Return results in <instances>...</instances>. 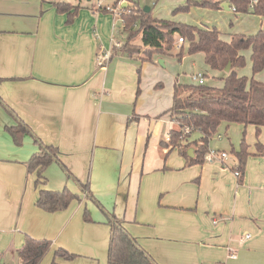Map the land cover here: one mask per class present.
<instances>
[{"label": "crops", "instance_id": "1", "mask_svg": "<svg viewBox=\"0 0 264 264\" xmlns=\"http://www.w3.org/2000/svg\"><path fill=\"white\" fill-rule=\"evenodd\" d=\"M60 1L80 6L71 23L57 10ZM104 6L0 0V96L37 137L58 147L72 173L53 162L45 171L47 182L37 187L26 162L38 146L31 134L21 145L14 142L7 127L17 124L16 116L0 102V264H21L17 250L26 235L52 241L41 264H108L111 213L124 218L126 229L158 264H264V153L257 147L264 145V127L258 134L253 124L223 122L209 145L219 155L192 162L199 132L182 142L187 155L169 143L170 130L179 128L169 111L175 86L190 82L166 65L189 43L151 61L113 51L127 33L121 18ZM216 10L235 20L264 18ZM199 20L203 28L217 27L226 40L242 32L228 34ZM197 54L189 56L204 60ZM204 64L205 84L222 86L227 72ZM255 78L264 81V70ZM243 138L249 154L238 177L232 149L239 150ZM41 187H69L79 199L49 212L36 205ZM58 247L77 256L56 257Z\"/></svg>", "mask_w": 264, "mask_h": 264}, {"label": "trees", "instance_id": "2", "mask_svg": "<svg viewBox=\"0 0 264 264\" xmlns=\"http://www.w3.org/2000/svg\"><path fill=\"white\" fill-rule=\"evenodd\" d=\"M224 2L235 6L236 13L264 16V0H258L252 8L250 7L252 0H187L174 12H187L192 6L221 9ZM118 3L117 1L113 5L117 6ZM55 6L59 12L67 13L68 23L74 20L80 9L79 5L65 1L57 2ZM103 10L109 12L106 7ZM120 15L123 31L127 35L122 45L118 48L114 46L113 51L129 56L139 55L142 61H151L155 55L173 54L179 36L189 43L188 53L191 55L203 53L205 63L212 69L225 71L227 65H231L223 78L222 86L197 82L176 84L173 106L169 111L176 117L179 128L170 130L169 143L179 147L182 154H188L182 142L188 140L193 133L199 132L201 136L195 142L196 152L191 161L204 163L210 150V140L218 133L223 122L253 124L257 127L258 134L260 133L261 128L264 127V81L256 79L255 75L264 70V28L249 35L233 33L230 39L226 40L217 28H203L181 21L155 17L152 9L145 11V7H141L136 0L124 5ZM245 50L251 51V77L240 75L238 72V69L247 64ZM183 54L184 48L181 47L176 54L179 60L182 59ZM140 92L139 87L137 96ZM0 102L3 103L1 96ZM3 105L7 111L16 116L10 107L4 103ZM16 119V125L7 127L14 142L21 145L24 136L31 134L38 146V150L26 162L28 172L37 175L36 186H43L47 182L45 171L53 162L60 163L68 175L72 176L59 156L58 147L45 143L32 132L23 119L18 116ZM257 147L264 153V145L261 142L257 143ZM232 152L238 158L235 171H240L242 176L249 154L245 138L241 142L240 149L233 148ZM87 185L82 184L84 188ZM74 199H79V195L69 187H64L62 190L41 187L36 205L46 211L56 212L66 209ZM96 201L103 208L100 202ZM85 219L89 221L87 210ZM108 223L111 227L108 264H158L126 229L124 218L111 213L108 214ZM51 246V240L36 239L26 235L23 245L17 250L21 264H41L51 250ZM54 253L56 257L61 256L66 259H74L77 256L63 247H58ZM51 264H56V261H52Z\"/></svg>", "mask_w": 264, "mask_h": 264}, {"label": "rangeland", "instance_id": "3", "mask_svg": "<svg viewBox=\"0 0 264 264\" xmlns=\"http://www.w3.org/2000/svg\"><path fill=\"white\" fill-rule=\"evenodd\" d=\"M83 1H86V3L88 2L89 4L91 3L98 4L101 1L103 3L104 2L113 3L115 0H83ZM117 1L119 2L120 0H117ZM136 1L139 2L141 7H145V6L151 7L153 15L155 17L164 18V19H172L176 21H181V22L197 25V26H199L197 22L201 21L199 19H204V21H206L210 25L215 23L214 25L216 26L219 25L220 27L224 28L228 34L230 33V31H242L241 33L249 35V34L255 33V31L257 32V29L260 27V25H263L264 27V18L261 19L257 16L246 15V16H242L239 20L238 19L235 20L234 18L230 16H224V15L219 14L218 12H216L217 11L216 9H212V8L206 9V7H201V6H192L190 10L187 12L181 11V12L175 13L174 10L179 5L185 4L187 0H136ZM116 2L113 4H116ZM195 7H201V8H195ZM119 24H122V23H119ZM214 28H217V27H214ZM116 36L118 39H120L121 37H123V34L116 32ZM178 38L175 43V48L179 46L177 43ZM246 52L247 54L245 55ZM249 53L250 51L248 50H245L244 52V55L246 56L247 64L245 65V67L242 68L243 69L242 75H247L251 77L252 76V62H251V57H250L251 55H249ZM184 55H186L185 58L181 60H179L178 57L175 55L176 58L174 60H168L169 63H167L166 65L168 67L173 66L172 68L173 70L175 69L177 73L178 72L181 73V75L185 76L188 82L191 83L193 82L191 81L192 75L195 72L203 71V69L205 68V64H204L205 61L202 60L203 59L202 56L198 57L200 56L198 54H197L198 56H196V59L194 60L192 57L189 56L187 49L184 50L183 56ZM190 75H191V79H190ZM147 78H149V76H147ZM209 79L212 80L213 76L210 75Z\"/></svg>", "mask_w": 264, "mask_h": 264}, {"label": "built area", "instance_id": "4", "mask_svg": "<svg viewBox=\"0 0 264 264\" xmlns=\"http://www.w3.org/2000/svg\"><path fill=\"white\" fill-rule=\"evenodd\" d=\"M133 0H120L119 1V3H118V5L117 6H115V5H102V3L101 2H99L98 3V7L99 8H101L102 6H104V7H106L107 9H108V11L109 12H111V13H113L115 16H118V17H120L121 15V12H122V9H123V7H124V4L126 3H128V2H132ZM258 0H252V3H251V5H250V7L252 8L254 5H255V3L257 2ZM230 9H232V10H236V7L235 6H232V5H230ZM186 42V39L185 38H183V37H179L178 38V45L180 46V45H182V44H184ZM122 41L121 42H115L114 43V46H116L117 48L118 47H120L121 45H122ZM109 55H110V53L109 52H107V53H105L104 54V58H108L109 57ZM192 80L194 81V82H197L198 84H205V82H206V79H205V76H204V74L202 73V72H197V73H194L193 75H192ZM219 154H218V152L216 151V150H214V149H210L209 150V152L207 153V155H206V160L207 161H212L213 159H215L217 156H218ZM220 155H221V157L222 158H224V159H226V158H228V153L227 152H221L220 153ZM235 173H236V175L238 176V177H240L241 176V172L240 171H235ZM250 237V234H246V237L245 238H249ZM231 257L232 258H236L237 257V254L236 253H232L231 254Z\"/></svg>", "mask_w": 264, "mask_h": 264}, {"label": "water", "instance_id": "5", "mask_svg": "<svg viewBox=\"0 0 264 264\" xmlns=\"http://www.w3.org/2000/svg\"><path fill=\"white\" fill-rule=\"evenodd\" d=\"M124 5H126V3H125ZM223 7H224L226 10H230V8H231L229 2H224V3H223ZM150 10H151V7H149V6H145V11H150ZM230 68H231V65L228 64L227 67L225 68V71L228 72V71L230 70Z\"/></svg>", "mask_w": 264, "mask_h": 264}]
</instances>
